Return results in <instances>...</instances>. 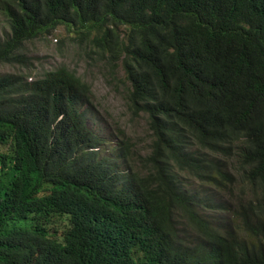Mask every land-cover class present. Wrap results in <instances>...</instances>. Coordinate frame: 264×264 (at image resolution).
I'll return each instance as SVG.
<instances>
[{"label": "trees", "instance_id": "16d2710c", "mask_svg": "<svg viewBox=\"0 0 264 264\" xmlns=\"http://www.w3.org/2000/svg\"><path fill=\"white\" fill-rule=\"evenodd\" d=\"M0 13V64L27 67L25 45L66 26L122 68L151 135L141 159L119 130L102 156L76 73L2 75L0 264H264V0H0Z\"/></svg>", "mask_w": 264, "mask_h": 264}, {"label": "rangeland", "instance_id": "374dc122", "mask_svg": "<svg viewBox=\"0 0 264 264\" xmlns=\"http://www.w3.org/2000/svg\"><path fill=\"white\" fill-rule=\"evenodd\" d=\"M7 33L8 23L0 13V36L4 37ZM90 45H92L90 39L72 34L66 26H59L52 35L25 45L24 51L29 57L27 67L0 64V77L5 74L20 73L32 76L28 80L31 81L41 78L47 71L66 67L92 87L93 108L90 109L89 114L90 125L98 134L111 142L110 146L102 151V156L120 148L119 140H123L119 133L121 131L128 138L134 160L141 159L140 156L148 153L151 139L145 118L133 116L127 110L124 94L126 86H123L122 82L125 80V75L122 68L118 69L117 77L120 80L117 81L115 79L118 78L106 67L111 68V65L107 64L104 58L94 54ZM232 180L238 189L236 199L245 202L250 194L248 191L244 194L239 189L244 180L240 174L235 175ZM183 185L190 193L199 197L211 194V191L204 188L201 191L193 181H185ZM209 217L229 221L228 218L218 214Z\"/></svg>", "mask_w": 264, "mask_h": 264}]
</instances>
